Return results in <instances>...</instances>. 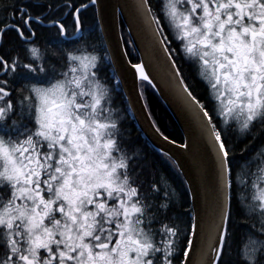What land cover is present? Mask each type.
<instances>
[{
	"label": "snow or ice",
	"instance_id": "6c2138e0",
	"mask_svg": "<svg viewBox=\"0 0 264 264\" xmlns=\"http://www.w3.org/2000/svg\"><path fill=\"white\" fill-rule=\"evenodd\" d=\"M119 12L121 56L141 53L125 61L140 112L176 145L147 93L179 108L199 185L127 127L123 77L93 35L98 17L116 27L115 5L0 0V264H264V0Z\"/></svg>",
	"mask_w": 264,
	"mask_h": 264
},
{
	"label": "water",
	"instance_id": "95a60500",
	"mask_svg": "<svg viewBox=\"0 0 264 264\" xmlns=\"http://www.w3.org/2000/svg\"><path fill=\"white\" fill-rule=\"evenodd\" d=\"M102 2L108 6L109 11L111 10V6L113 5H115L117 8V24L114 29L109 25V28L106 31L105 28L103 27V21H101L99 17H98V21H99L100 30H101V33H102V36L105 42V46L107 49H110L113 55V60L111 62L113 69L116 74L123 77L120 80V85L124 93V96L129 104V107L131 109L133 118L135 119L137 126L142 131L143 135L148 140V142L156 150L160 152H168L169 154L176 153L177 155H181V158L184 159L185 167L188 168L189 174L193 175L194 181L198 186L199 179H198V176L195 175V169L192 166L191 156H187L186 158L183 156L184 150L179 149L180 143H177L176 145H172L170 142H165L162 138L158 136V134L155 133L154 129L150 126L149 119H146L145 115L141 114L140 112L141 105L142 103H144V101L143 100L138 101L136 95L133 92H131V83L133 79L132 70L125 63L126 60H130V59L128 56L126 57L121 56L120 47L117 45L118 36L121 31V25L119 23V20H120L119 6L122 3V0H102ZM124 15L127 16V12H125ZM125 27L127 28V31H129L126 24H125ZM136 51L139 55L138 62H140L141 53L139 50H136ZM155 91L157 92L159 97L162 99V101L165 103L167 108L170 110V112L176 119L180 129L182 130L184 134V140H185V138L187 137L186 123H185V118L182 115L181 111L175 104L169 102L168 100L164 98V95L161 93L159 88L155 89Z\"/></svg>",
	"mask_w": 264,
	"mask_h": 264
},
{
	"label": "trees",
	"instance_id": "16d2710c",
	"mask_svg": "<svg viewBox=\"0 0 264 264\" xmlns=\"http://www.w3.org/2000/svg\"><path fill=\"white\" fill-rule=\"evenodd\" d=\"M89 23L92 24V21L89 20ZM121 27L123 28V33L126 35L128 33L127 28L125 27V25H123ZM94 29H95V31H94L93 35H95L96 32H98L100 35V38H101V42L103 43V46L106 48L101 30H100L98 18H97L96 23L94 25ZM127 50L134 52V55L128 56L129 59L133 63L138 62L139 61V55H138L136 49L134 48V45L133 44L127 45ZM112 68H113L112 64L110 63L109 72L111 71ZM118 91H120L124 96V93H123L121 88H119ZM147 96H148V102L151 105V111L153 113L152 119L157 120L158 123L163 126V130H166V133H170L171 138L176 139L177 143H183L184 142V134H183L182 130L180 129L176 119L174 118V116L172 115L170 110L167 108L165 103L162 101V99L159 97L157 92L155 90H151L147 93ZM124 105L127 106V110H128L127 111V116H128L127 127L131 131L132 137L135 138L137 144L140 145L144 149V151L148 154L149 160L152 161L156 165V167H158L159 169H161L162 171L167 173L172 179H176L174 173L169 171L167 164H165L163 162V160L161 158L162 152L156 150L148 142V140L143 135L142 131L137 126L135 119L131 116L130 107H129V104H128L125 96H124ZM177 182H179V181L177 180Z\"/></svg>",
	"mask_w": 264,
	"mask_h": 264
},
{
	"label": "flooded vegetation",
	"instance_id": "af4514ba",
	"mask_svg": "<svg viewBox=\"0 0 264 264\" xmlns=\"http://www.w3.org/2000/svg\"><path fill=\"white\" fill-rule=\"evenodd\" d=\"M110 73H115L114 69L112 68ZM120 88H121V85H120ZM122 89V88H121Z\"/></svg>",
	"mask_w": 264,
	"mask_h": 264
}]
</instances>
